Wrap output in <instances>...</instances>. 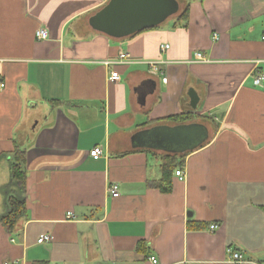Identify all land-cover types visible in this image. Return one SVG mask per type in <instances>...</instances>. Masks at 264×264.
I'll list each match as a JSON object with an SVG mask.
<instances>
[{
  "label": "crops",
  "instance_id": "obj_1",
  "mask_svg": "<svg viewBox=\"0 0 264 264\" xmlns=\"http://www.w3.org/2000/svg\"><path fill=\"white\" fill-rule=\"evenodd\" d=\"M108 1L0 0V218L13 147L25 153V215L0 223V264H230L227 249L263 264L264 87L251 77L264 0H176L162 25L119 40L89 26ZM185 124L208 137L175 156L164 193L168 153L134 139Z\"/></svg>",
  "mask_w": 264,
  "mask_h": 264
},
{
  "label": "water",
  "instance_id": "obj_2",
  "mask_svg": "<svg viewBox=\"0 0 264 264\" xmlns=\"http://www.w3.org/2000/svg\"><path fill=\"white\" fill-rule=\"evenodd\" d=\"M176 0H109L108 3L89 19L94 31L111 39H123L145 30L159 27L177 14ZM190 106L197 102L194 93H189ZM203 125L185 124L174 127L158 126L135 136L139 146L182 154L191 152L207 140Z\"/></svg>",
  "mask_w": 264,
  "mask_h": 264
},
{
  "label": "trees",
  "instance_id": "obj_3",
  "mask_svg": "<svg viewBox=\"0 0 264 264\" xmlns=\"http://www.w3.org/2000/svg\"><path fill=\"white\" fill-rule=\"evenodd\" d=\"M187 17V12L185 11L181 14L180 19L182 18L184 22L187 21ZM188 119L187 116H178L170 120L173 122H184ZM11 154L10 181L4 189V193L7 195L5 200L6 212L0 218V223L9 229H12L17 220L25 215V201L21 198L25 190V174L22 170L25 161V153L17 146H14ZM176 155V153H168V156L162 159L160 167L162 179L158 187L164 193L169 191V183L166 181L175 168L180 165V163H177Z\"/></svg>",
  "mask_w": 264,
  "mask_h": 264
},
{
  "label": "built area",
  "instance_id": "obj_4",
  "mask_svg": "<svg viewBox=\"0 0 264 264\" xmlns=\"http://www.w3.org/2000/svg\"><path fill=\"white\" fill-rule=\"evenodd\" d=\"M47 38H48V33H47L46 30L39 29V30L36 31V39L37 40L44 41ZM167 49H168V46L161 47L162 51H166ZM118 58H119L118 59L119 62L127 61L129 59V55L126 54V53H121V54H119ZM195 60L198 61V62H202L203 61L202 56L200 54H196L195 55ZM160 63H162V62L155 61V62H150L148 64L151 67V69H153V72H155L157 64H160ZM107 64L108 63H106V65ZM109 80H110V82H118L120 79H119V76H118L117 73L112 72L111 75H110ZM162 81L165 82L166 79H163ZM251 82H252V85L254 87L263 88L264 87V73H261V72L254 73L252 75V77H251ZM3 88H4V85L2 83H0V92L2 91ZM89 155H90V157L93 160H98V159H100L102 157L103 151L99 147H94L90 151ZM175 176L178 178L179 181H183L184 180V174L181 171H176L175 172ZM108 190H109V193H110L112 198H117L119 196V194H118V186L116 184H112L109 187ZM68 217H71V215H68ZM217 229H218L217 225H211L209 227L210 231H215ZM50 240H51V238L46 235V236H43L40 239H38L37 240V244H43V243H46V242H50ZM226 253L228 255V259H229V263L230 264H247V261L244 259L243 255L240 252L233 251L231 249H227ZM149 261L152 264H156L157 263L156 259L153 258V257H151L149 259ZM263 264H264V261H263Z\"/></svg>",
  "mask_w": 264,
  "mask_h": 264
},
{
  "label": "rangeland",
  "instance_id": "obj_5",
  "mask_svg": "<svg viewBox=\"0 0 264 264\" xmlns=\"http://www.w3.org/2000/svg\"><path fill=\"white\" fill-rule=\"evenodd\" d=\"M3 189H5V187ZM3 192H4V190H3Z\"/></svg>",
  "mask_w": 264,
  "mask_h": 264
}]
</instances>
